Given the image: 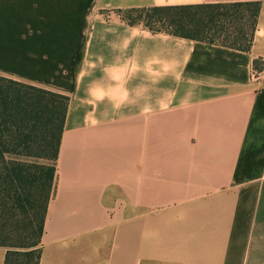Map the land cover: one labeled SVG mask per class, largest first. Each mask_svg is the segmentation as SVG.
I'll use <instances>...</instances> for the list:
<instances>
[{
	"label": "crops",
	"instance_id": "obj_1",
	"mask_svg": "<svg viewBox=\"0 0 264 264\" xmlns=\"http://www.w3.org/2000/svg\"><path fill=\"white\" fill-rule=\"evenodd\" d=\"M238 2L245 51L94 14ZM0 74L68 97L38 264H264V0H0Z\"/></svg>",
	"mask_w": 264,
	"mask_h": 264
},
{
	"label": "trees",
	"instance_id": "obj_2",
	"mask_svg": "<svg viewBox=\"0 0 264 264\" xmlns=\"http://www.w3.org/2000/svg\"><path fill=\"white\" fill-rule=\"evenodd\" d=\"M128 25L248 50L258 2L128 8ZM68 97L0 74V246L4 264H38ZM40 159L44 162L32 161Z\"/></svg>",
	"mask_w": 264,
	"mask_h": 264
},
{
	"label": "rangeland",
	"instance_id": "obj_3",
	"mask_svg": "<svg viewBox=\"0 0 264 264\" xmlns=\"http://www.w3.org/2000/svg\"><path fill=\"white\" fill-rule=\"evenodd\" d=\"M95 15L101 14L100 18L107 21L110 19H128V17L131 18H135V20L137 19L138 13L135 11H128L126 9H114V10H100V9H95L94 11ZM124 22H126V20H124ZM127 24V23H126ZM137 25H140L142 27V29L144 30H148L146 28L143 27V25L137 23ZM149 31V30H148ZM32 161H37V162H44L43 160L40 159H32ZM56 165V164H55ZM165 181V178H164ZM134 223V219L132 218L131 220L128 221ZM174 226L170 227V230L173 228ZM175 230V234L177 235L176 237H179V230H176L177 228H173ZM133 232V230H132Z\"/></svg>",
	"mask_w": 264,
	"mask_h": 264
},
{
	"label": "built area",
	"instance_id": "obj_4",
	"mask_svg": "<svg viewBox=\"0 0 264 264\" xmlns=\"http://www.w3.org/2000/svg\"><path fill=\"white\" fill-rule=\"evenodd\" d=\"M258 76H259L258 73H256V72L252 73V78L253 79H255V80L258 79Z\"/></svg>",
	"mask_w": 264,
	"mask_h": 264
}]
</instances>
